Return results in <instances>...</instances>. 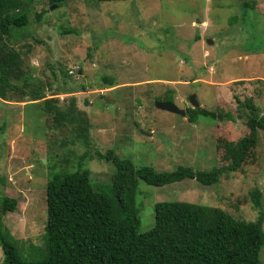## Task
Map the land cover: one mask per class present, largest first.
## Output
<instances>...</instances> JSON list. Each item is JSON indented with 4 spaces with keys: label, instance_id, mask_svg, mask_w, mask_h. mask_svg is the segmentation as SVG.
<instances>
[{
    "label": "rangeland",
    "instance_id": "374dc122",
    "mask_svg": "<svg viewBox=\"0 0 264 264\" xmlns=\"http://www.w3.org/2000/svg\"><path fill=\"white\" fill-rule=\"evenodd\" d=\"M52 7L49 0L36 1L30 25L13 29L21 40L11 44L47 99H56L63 111L75 102L76 115L89 120V133L81 138L76 121L56 126L28 97L0 99V195L18 202L4 223L27 251L45 245L51 171L79 172L82 163L95 186H107L115 166L96 153L109 151L158 173L211 171L229 166L232 150L250 134L254 113L236 99L254 104L264 117V0H70ZM80 87L85 91L71 93ZM193 95L201 108L231 113L235 121L204 117L192 125L155 107L170 100L187 110ZM255 189L264 211L262 130L242 168L216 186L184 180L154 187L140 180L139 233L155 227V207L162 202L220 208L255 222Z\"/></svg>",
    "mask_w": 264,
    "mask_h": 264
},
{
    "label": "trees",
    "instance_id": "16d2710c",
    "mask_svg": "<svg viewBox=\"0 0 264 264\" xmlns=\"http://www.w3.org/2000/svg\"><path fill=\"white\" fill-rule=\"evenodd\" d=\"M36 1L39 0H0V99L11 101L12 96L28 97L31 105L53 116L56 126L76 121L81 138L87 139L89 120L86 115H76L74 101L69 110L63 111L55 105L56 99H47L45 87L23 69L21 51L11 44L21 40V35H15L13 29L20 32L30 25L31 8ZM68 1L49 0L53 7H62ZM103 80L109 86L114 85L111 77ZM70 91L83 92L85 87ZM236 100L241 108L254 115L247 122L250 134L232 150L229 166L211 171L180 167L173 172L158 173L149 167L138 169L132 161L109 151L105 155L96 153L98 158L115 166L107 186H95L82 163L79 172L51 171L46 188L48 220L44 248L31 246L27 251L11 235L4 218L16 211L18 202L0 195V249L3 254L0 264H263L264 211L259 189L252 193L260 209L255 222L235 219L220 208L162 202L155 207V227L150 232L139 233L141 222L136 197L140 180L154 187L184 180L216 186L226 173L242 168L258 144L259 130L264 131V117H260L254 104ZM186 111V118L192 123L204 117L235 121L231 113L217 114L201 107ZM86 158L84 155L82 161Z\"/></svg>",
    "mask_w": 264,
    "mask_h": 264
},
{
    "label": "water",
    "instance_id": "95a60500",
    "mask_svg": "<svg viewBox=\"0 0 264 264\" xmlns=\"http://www.w3.org/2000/svg\"><path fill=\"white\" fill-rule=\"evenodd\" d=\"M197 23H200V21H198ZM209 43L213 44V42L211 41ZM189 103L192 105L194 109H197L200 107V104L198 103L197 97L195 95L190 97ZM155 107L160 111L176 114L182 117H187V111L185 109L179 108V106H177V104H175L174 102L157 101L155 104Z\"/></svg>",
    "mask_w": 264,
    "mask_h": 264
},
{
    "label": "crops",
    "instance_id": "0c3cea01",
    "mask_svg": "<svg viewBox=\"0 0 264 264\" xmlns=\"http://www.w3.org/2000/svg\"><path fill=\"white\" fill-rule=\"evenodd\" d=\"M184 120L187 121V122H190L188 119H184ZM195 123H197V122H195ZM195 123L191 122L192 125L195 124Z\"/></svg>",
    "mask_w": 264,
    "mask_h": 264
}]
</instances>
